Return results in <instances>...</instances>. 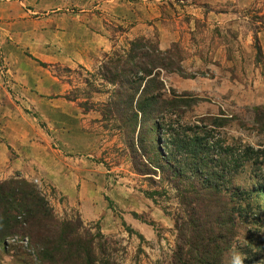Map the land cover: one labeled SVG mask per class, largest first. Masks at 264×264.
<instances>
[{
	"label": "rangeland",
	"instance_id": "374dc122",
	"mask_svg": "<svg viewBox=\"0 0 264 264\" xmlns=\"http://www.w3.org/2000/svg\"><path fill=\"white\" fill-rule=\"evenodd\" d=\"M138 37L153 41L161 51H174L183 68L182 75L161 73L164 95L175 93L187 99L175 119L180 120L174 124L175 129L201 121L202 126L213 130L212 141L224 146H257L264 142L253 122L255 108L264 107V0H0V88L11 92L15 99V94L31 89V81L41 78L51 76L68 85L65 99L74 102L78 112L88 115L84 128L97 139L98 151L90 154L92 160L110 169L112 183L120 182L144 196L139 190H146V183L133 173L128 155H121L125 147L120 133L113 123L103 121L102 112L110 94L100 87L104 82L98 74L106 54L119 51L126 39ZM91 57L97 63L92 69L69 68L56 62L76 63ZM27 110L21 114L23 118L13 122H32L43 128L49 120L69 121L76 115L67 112L53 116L47 111ZM12 147L8 146L12 153L9 163L22 165ZM263 174L264 160L259 157L244 165L237 179L253 208L257 200L248 190ZM15 178L33 186L60 219H80L83 233H97L99 223L84 219L77 211L60 217L47 199L46 189L19 172L0 179V183ZM260 202L263 206L256 212L257 221L244 222L239 242L225 264H232L236 254L243 264H264V198ZM153 204L152 217L143 213L137 218L115 204L110 206L120 230L115 235H104L108 238L105 246L116 264L170 261L175 246L174 222ZM132 217L151 227L155 239L143 238V242L140 233L129 225ZM6 244L4 248L0 243V264H43L29 250L28 239L15 236ZM248 258L254 261L249 263Z\"/></svg>",
	"mask_w": 264,
	"mask_h": 264
},
{
	"label": "trees",
	"instance_id": "16d2710c",
	"mask_svg": "<svg viewBox=\"0 0 264 264\" xmlns=\"http://www.w3.org/2000/svg\"><path fill=\"white\" fill-rule=\"evenodd\" d=\"M173 52L161 51L153 41L138 37L126 39L119 51L106 54L98 70L104 82L100 87L110 94L102 118L120 133L125 147L121 155H128L133 173L146 183V190L139 191L174 222L175 246L168 264H225L239 242L242 225L257 221L256 212L263 206L259 200L264 198V174L248 190L255 194L256 208L248 205L250 197L237 179L244 165L259 157L264 160V142L258 148L224 146L212 141L213 130L201 121L175 129L187 99L175 93L164 95L161 73L183 74ZM257 52H262L259 46ZM254 114L256 132L264 137V107L255 108ZM105 200L113 205L108 197ZM149 225L155 227L153 222ZM83 228L80 219L56 216L25 180L0 183L4 248L8 239L18 236L28 239L29 250L43 264H116L100 228L96 234L83 233Z\"/></svg>",
	"mask_w": 264,
	"mask_h": 264
},
{
	"label": "crops",
	"instance_id": "0c3cea01",
	"mask_svg": "<svg viewBox=\"0 0 264 264\" xmlns=\"http://www.w3.org/2000/svg\"><path fill=\"white\" fill-rule=\"evenodd\" d=\"M56 62L69 68L74 65L92 69L97 65L92 57L76 63ZM29 85L31 89L15 94V99L11 92L0 88V179H9L17 171L25 179L37 180L60 217L77 211L84 219L97 221L103 235H115L120 230L105 197L131 213H149L152 217L155 205L151 200L120 182L112 183L107 167L92 160L90 154L98 151L97 139L84 128L88 115L78 112L74 102L65 99L69 86L51 76ZM27 109L51 112L53 116L67 112L76 115L69 121L49 120L43 128L32 122H13L23 118L21 114ZM11 145L22 165L9 163ZM129 225L146 241L155 239L153 229L134 217Z\"/></svg>",
	"mask_w": 264,
	"mask_h": 264
},
{
	"label": "clouds",
	"instance_id": "9594fccd",
	"mask_svg": "<svg viewBox=\"0 0 264 264\" xmlns=\"http://www.w3.org/2000/svg\"><path fill=\"white\" fill-rule=\"evenodd\" d=\"M232 264H243L241 257L239 254L233 256Z\"/></svg>",
	"mask_w": 264,
	"mask_h": 264
},
{
	"label": "built area",
	"instance_id": "2783aa9c",
	"mask_svg": "<svg viewBox=\"0 0 264 264\" xmlns=\"http://www.w3.org/2000/svg\"><path fill=\"white\" fill-rule=\"evenodd\" d=\"M35 184H38L39 182L37 180L34 181ZM26 242V241H25Z\"/></svg>",
	"mask_w": 264,
	"mask_h": 264
}]
</instances>
